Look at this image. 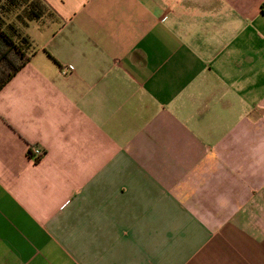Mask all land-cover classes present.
Returning <instances> with one entry per match:
<instances>
[{"label": "crops", "instance_id": "obj_1", "mask_svg": "<svg viewBox=\"0 0 264 264\" xmlns=\"http://www.w3.org/2000/svg\"><path fill=\"white\" fill-rule=\"evenodd\" d=\"M45 2L0 89V264H264V0Z\"/></svg>", "mask_w": 264, "mask_h": 264}, {"label": "trees", "instance_id": "obj_2", "mask_svg": "<svg viewBox=\"0 0 264 264\" xmlns=\"http://www.w3.org/2000/svg\"><path fill=\"white\" fill-rule=\"evenodd\" d=\"M50 13L45 0H0V89L29 59L31 43L22 29Z\"/></svg>", "mask_w": 264, "mask_h": 264}, {"label": "built area", "instance_id": "obj_3", "mask_svg": "<svg viewBox=\"0 0 264 264\" xmlns=\"http://www.w3.org/2000/svg\"><path fill=\"white\" fill-rule=\"evenodd\" d=\"M61 72H64V70L61 71ZM29 149H30V151L28 153V156L32 160L39 159L42 156V154H43V150L39 146H37V145L31 146Z\"/></svg>", "mask_w": 264, "mask_h": 264}, {"label": "rangeland", "instance_id": "obj_4", "mask_svg": "<svg viewBox=\"0 0 264 264\" xmlns=\"http://www.w3.org/2000/svg\"><path fill=\"white\" fill-rule=\"evenodd\" d=\"M43 19H45V17Z\"/></svg>", "mask_w": 264, "mask_h": 264}]
</instances>
